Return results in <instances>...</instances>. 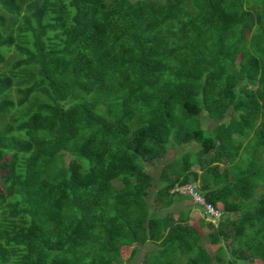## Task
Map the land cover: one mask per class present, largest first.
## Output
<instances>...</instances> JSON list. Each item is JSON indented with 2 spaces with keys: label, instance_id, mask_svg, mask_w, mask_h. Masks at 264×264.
Returning <instances> with one entry per match:
<instances>
[{
  "label": "trees",
  "instance_id": "16d2710c",
  "mask_svg": "<svg viewBox=\"0 0 264 264\" xmlns=\"http://www.w3.org/2000/svg\"><path fill=\"white\" fill-rule=\"evenodd\" d=\"M0 181V264H264V0H0Z\"/></svg>",
  "mask_w": 264,
  "mask_h": 264
},
{
  "label": "rangeland",
  "instance_id": "374dc122",
  "mask_svg": "<svg viewBox=\"0 0 264 264\" xmlns=\"http://www.w3.org/2000/svg\"><path fill=\"white\" fill-rule=\"evenodd\" d=\"M204 127L208 128V129H213L215 127V123H213L211 121H206L205 124H204ZM178 149L170 148L168 153H167V155L162 160H159V161H157V162H155L153 164H149L148 165V171L153 174V176H154V178H155V180L157 182H159V175H160V173L162 171V168H163L164 164L172 162L175 159V157L178 156V154H181V151H187L188 149L189 150L190 149L196 150L197 149V145H186V144H184V145L181 146V148H178ZM252 150H253L252 146L249 143H246L242 153H244V154L245 153H250ZM66 160H67V162L70 161L69 156H66ZM207 165H208L207 162H204L202 164L203 167H206ZM232 169H233L232 170L233 173H236V171H235L236 168L232 167ZM197 170L201 171V168L197 167ZM2 189H3V186H2V183L0 181V191ZM197 209L199 211L202 210L199 206H197ZM234 217L235 216L232 215V218H234ZM204 218H205L204 215L201 217L200 221L198 220L200 218H198V217L196 218L199 221L198 223L196 222V225L198 226V228H199L200 232L202 233V235H206L209 232L206 227H203L204 221H202V219H204ZM205 220L207 222H209V220L207 218ZM203 243H204L205 247L209 250L210 254L212 256H214L216 251L218 250V246H213V245L209 244L207 238H204ZM133 248H135V246H124L122 248L123 260H122L121 264H143V261L145 260L146 255L151 250H154V247L152 246V244H148V245H146L144 247H138L139 251L137 252L135 257L132 258L131 260H129Z\"/></svg>",
  "mask_w": 264,
  "mask_h": 264
},
{
  "label": "built area",
  "instance_id": "2783aa9c",
  "mask_svg": "<svg viewBox=\"0 0 264 264\" xmlns=\"http://www.w3.org/2000/svg\"><path fill=\"white\" fill-rule=\"evenodd\" d=\"M173 191L178 192L185 197H189L196 206H199L202 209L203 215L209 221L218 222L221 220L222 212L204 199L199 191L198 185L186 184L183 186H177Z\"/></svg>",
  "mask_w": 264,
  "mask_h": 264
},
{
  "label": "crops",
  "instance_id": "0c3cea01",
  "mask_svg": "<svg viewBox=\"0 0 264 264\" xmlns=\"http://www.w3.org/2000/svg\"><path fill=\"white\" fill-rule=\"evenodd\" d=\"M166 213H172L175 215V218H178L182 213L189 215L190 223L198 228L196 222L198 223L203 216L202 210L199 211L197 206L192 202L189 197H180L175 200V202L171 205L170 208L166 209ZM200 219H196V218ZM205 220L202 219V221ZM200 227V226H199Z\"/></svg>",
  "mask_w": 264,
  "mask_h": 264
}]
</instances>
